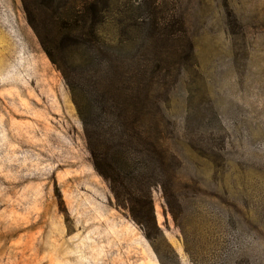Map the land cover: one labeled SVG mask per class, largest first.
I'll list each match as a JSON object with an SVG mask.
<instances>
[{
	"label": "rangeland",
	"instance_id": "1",
	"mask_svg": "<svg viewBox=\"0 0 264 264\" xmlns=\"http://www.w3.org/2000/svg\"><path fill=\"white\" fill-rule=\"evenodd\" d=\"M25 1L0 0V264H264V0H91L78 49L65 0ZM138 92L164 163L120 179L149 239L84 136L109 146Z\"/></svg>",
	"mask_w": 264,
	"mask_h": 264
},
{
	"label": "trees",
	"instance_id": "2",
	"mask_svg": "<svg viewBox=\"0 0 264 264\" xmlns=\"http://www.w3.org/2000/svg\"><path fill=\"white\" fill-rule=\"evenodd\" d=\"M21 1L25 6L26 1ZM45 1L50 4L53 2V0ZM87 2L88 0L83 5L74 8L70 1L65 0L66 8L64 11L67 16H59V19L53 22L54 24L58 23L64 32L62 44L65 43L71 48L78 49L94 39L95 33L90 31L93 24L92 17L90 18L89 32L84 34L83 31L88 22V17L93 16L96 12L95 3L91 0ZM142 75L146 78V71L140 73L141 78ZM141 88L142 85L138 89L141 90ZM139 95L138 92L131 99H136L132 108L125 109L126 111L117 117L115 134L112 136L109 146H105L101 142L99 145L92 143L87 132L84 136L93 168L108 183L111 194L118 203L117 207L125 210L132 221L148 229L146 237L149 239L151 235L149 228L155 229L162 236L156 225L152 201L147 193L143 196L135 195L132 191V184L128 183V186H123L124 184L120 179V173L123 169L129 170L136 166L134 161H137V165H141L144 170H149L154 165L162 166L164 163L159 138L153 137L154 132L157 133L162 125L160 114L149 113L151 97L146 95L144 99H141ZM154 104L155 102H153V106ZM111 108L112 110H119L118 103L112 102ZM130 151L133 155H130Z\"/></svg>",
	"mask_w": 264,
	"mask_h": 264
}]
</instances>
